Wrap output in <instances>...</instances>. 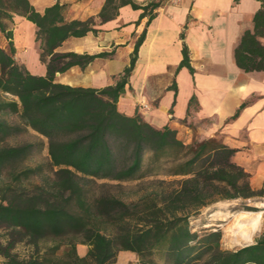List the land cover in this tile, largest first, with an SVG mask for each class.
Instances as JSON below:
<instances>
[{
    "label": "trees",
    "instance_id": "1",
    "mask_svg": "<svg viewBox=\"0 0 264 264\" xmlns=\"http://www.w3.org/2000/svg\"><path fill=\"white\" fill-rule=\"evenodd\" d=\"M163 1L106 0L99 17L109 19L128 4L150 19ZM64 10L58 2L38 12L29 0H0V33L8 39L0 47V227L8 231L0 244L3 264H116L120 250L135 253L142 264H157L155 256L166 264H264V229L249 245L223 249L219 229L199 233L190 227V216L217 201L264 197L233 162L236 150L214 137L184 143L170 127L155 128L139 113L118 109L144 34L114 84L92 88L56 81L55 74L73 65L83 68L112 54L56 51L69 37L95 32L92 18L66 20ZM13 15L35 26L45 75L30 73L14 58L8 26ZM182 56L177 69L192 72L184 44ZM9 114L19 124L5 120ZM26 128L47 139L53 173L42 184H28L43 173L42 163L21 166L34 144H4ZM159 176L172 178L171 189L165 180H150V192L129 201L103 190ZM22 240L30 251L20 257L11 250ZM78 244L88 247L84 256Z\"/></svg>",
    "mask_w": 264,
    "mask_h": 264
},
{
    "label": "crops",
    "instance_id": "2",
    "mask_svg": "<svg viewBox=\"0 0 264 264\" xmlns=\"http://www.w3.org/2000/svg\"><path fill=\"white\" fill-rule=\"evenodd\" d=\"M132 1L144 5L149 0ZM29 2L38 12L64 4L66 20L93 19L95 32L69 37L56 51L112 52L83 68L73 65L55 74L60 83L92 88L114 84L144 34L118 109L129 116L139 113L155 128L170 127L184 143L216 138L236 150L232 160L248 173L250 187L264 190V0H164L150 19L126 4L104 21L99 13L106 0ZM12 20L15 59L30 73L45 75L35 26L20 15ZM4 38L2 48L8 42ZM183 44L192 72L186 66L177 69ZM78 246L84 256L87 250ZM4 261L0 253V264Z\"/></svg>",
    "mask_w": 264,
    "mask_h": 264
},
{
    "label": "rangeland",
    "instance_id": "3",
    "mask_svg": "<svg viewBox=\"0 0 264 264\" xmlns=\"http://www.w3.org/2000/svg\"><path fill=\"white\" fill-rule=\"evenodd\" d=\"M9 28L11 24L8 25ZM5 43L4 35L0 33V46H3ZM24 53V52H23ZM23 53L20 55L16 54V58L23 56ZM15 58V55H14ZM5 120H7L11 124H19L18 116L15 114H9L4 116ZM22 143H32L34 144L33 152L28 156L25 160H23L21 166H34L42 163L43 173L40 176H36L28 182V184H42L48 176H52V171L47 166V139L43 136H40L30 128H26L21 133L8 137L4 144L7 145H17ZM150 180H165L166 183L163 184L165 187H169L171 189V177H155V178H146L141 181L136 182H127L121 183L120 186L107 187L103 189L109 193L115 194L120 197L124 201H129L136 199L138 196L146 194L150 192L151 184ZM100 182V181H99ZM102 182V181H101ZM107 182L108 184H116L115 182ZM96 187H94L95 189ZM93 189V190H94ZM259 204H264V197H253L249 199H228V200H220L217 201L207 207H203L200 212L195 216L189 217L190 227L193 231L204 232L205 230L211 231L214 229H219L222 233L220 244L223 249H234L241 245L232 246L230 240L226 234L225 228L227 224H223L220 220H217V216L221 214L234 213L241 210L251 209L247 211H257L259 210ZM264 229V208L261 219V227L260 231H258L251 242L254 241V238L257 237L261 231ZM8 236V231L6 229L0 227V244H5ZM251 242H249L251 244ZM81 252H85L87 250L86 245L78 244ZM12 252L16 253L18 256L23 257L29 253L30 247L27 245L26 240L17 241L13 244ZM129 251L120 250L117 252L115 256L116 264H142L137 255L134 253L133 255H128ZM157 264H166L159 256H155Z\"/></svg>",
    "mask_w": 264,
    "mask_h": 264
},
{
    "label": "bare ground",
    "instance_id": "4",
    "mask_svg": "<svg viewBox=\"0 0 264 264\" xmlns=\"http://www.w3.org/2000/svg\"><path fill=\"white\" fill-rule=\"evenodd\" d=\"M257 206L260 208L257 211L241 210L217 216V220L227 224L225 231L232 246L251 242L260 231L264 204Z\"/></svg>",
    "mask_w": 264,
    "mask_h": 264
},
{
    "label": "water",
    "instance_id": "5",
    "mask_svg": "<svg viewBox=\"0 0 264 264\" xmlns=\"http://www.w3.org/2000/svg\"><path fill=\"white\" fill-rule=\"evenodd\" d=\"M250 243H244L242 244L240 247H243V246H246V245H249Z\"/></svg>",
    "mask_w": 264,
    "mask_h": 264
},
{
    "label": "built area",
    "instance_id": "6",
    "mask_svg": "<svg viewBox=\"0 0 264 264\" xmlns=\"http://www.w3.org/2000/svg\"><path fill=\"white\" fill-rule=\"evenodd\" d=\"M169 1H171V2H173V3H176V2H178L179 0H169Z\"/></svg>",
    "mask_w": 264,
    "mask_h": 264
}]
</instances>
